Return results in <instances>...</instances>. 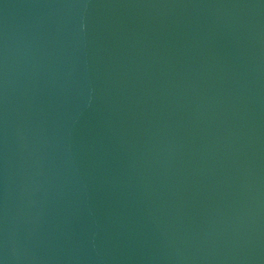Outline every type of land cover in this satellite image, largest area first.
Listing matches in <instances>:
<instances>
[{
	"label": "water",
	"instance_id": "obj_1",
	"mask_svg": "<svg viewBox=\"0 0 264 264\" xmlns=\"http://www.w3.org/2000/svg\"><path fill=\"white\" fill-rule=\"evenodd\" d=\"M0 264H264V0H0Z\"/></svg>",
	"mask_w": 264,
	"mask_h": 264
}]
</instances>
